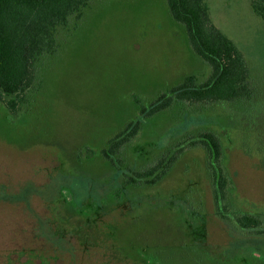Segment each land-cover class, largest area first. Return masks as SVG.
Segmentation results:
<instances>
[{
	"label": "rangeland",
	"instance_id": "1",
	"mask_svg": "<svg viewBox=\"0 0 264 264\" xmlns=\"http://www.w3.org/2000/svg\"><path fill=\"white\" fill-rule=\"evenodd\" d=\"M205 1L262 81L264 20L249 0ZM57 41L37 71L41 84L14 96L12 108L13 95L0 99V264H264V235L216 213L196 150L153 186L124 192L125 166L101 152L137 115L136 99L147 103L189 73L199 82L210 73L166 0H90ZM221 115L163 113L144 122L141 140L161 148L184 130L216 129L237 207L264 217V149L249 133L246 151L240 126L221 125ZM122 153L127 164L144 162L139 152ZM197 191L203 203L189 225Z\"/></svg>",
	"mask_w": 264,
	"mask_h": 264
},
{
	"label": "trees",
	"instance_id": "2",
	"mask_svg": "<svg viewBox=\"0 0 264 264\" xmlns=\"http://www.w3.org/2000/svg\"><path fill=\"white\" fill-rule=\"evenodd\" d=\"M89 2L0 0V99L3 94L13 95L9 99L10 108L14 96H21L31 86L33 89L36 82L41 84L37 71L41 62L58 52L59 29L67 26L72 17L80 19ZM166 3L171 17L184 25L191 48L209 65L210 73L201 82L189 73L147 103L136 99L137 115L108 138L101 152L113 166H125L119 187L124 192L133 185L153 186L170 171L181 154L185 156L186 151L196 150L202 160L198 168L209 179L218 216L240 232L264 235V217L241 210L232 197L234 184L224 164L221 136L216 129L184 130L161 148L151 140H141L144 122L160 114L178 118L220 109V117L227 122L220 121L221 125L240 126L246 151L250 152L252 145L264 149V79H255L244 53L213 22L205 0H166ZM249 3L253 12L264 20V0H249ZM24 97L26 102L30 101L27 94ZM249 133L253 136L252 145L247 141ZM125 150L139 152L144 162L125 163L127 158L122 153ZM196 193L198 200L192 213L185 217L189 225L198 217L203 203L200 192Z\"/></svg>",
	"mask_w": 264,
	"mask_h": 264
}]
</instances>
